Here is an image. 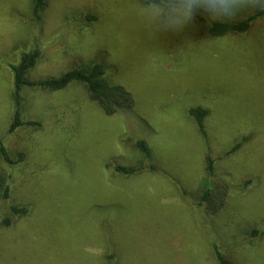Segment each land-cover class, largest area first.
Wrapping results in <instances>:
<instances>
[{"label": "rangeland", "instance_id": "rangeland-1", "mask_svg": "<svg viewBox=\"0 0 264 264\" xmlns=\"http://www.w3.org/2000/svg\"><path fill=\"white\" fill-rule=\"evenodd\" d=\"M46 2L41 22L32 0H0V137L12 155L25 154L15 165L0 156V264H219L215 244L233 264H264V18L218 37L199 13L179 31H157L139 14L141 0ZM36 48L30 78L98 61L136 107L106 115L80 83L25 87L23 119L41 126L8 133L11 64ZM194 106L209 110L206 137L188 113ZM139 138L158 170L118 173V164H149ZM208 151L230 182L211 218L195 208ZM12 205L30 212L16 217Z\"/></svg>", "mask_w": 264, "mask_h": 264}, {"label": "trees", "instance_id": "trees-1", "mask_svg": "<svg viewBox=\"0 0 264 264\" xmlns=\"http://www.w3.org/2000/svg\"><path fill=\"white\" fill-rule=\"evenodd\" d=\"M147 4L151 0H141ZM46 0H32V13L37 21L42 20V11L46 7ZM97 16L88 14L86 16L87 23L95 22ZM264 13L252 12L246 17L236 22H211L208 31L214 36H225L229 33L244 34L247 33L255 24L256 21L263 19ZM42 52L36 48L31 51L24 52L18 64H11V69L14 74V88L12 93L13 98V114L10 125L7 129L8 133H14L22 126H41L38 120H24L23 119V103L24 93L23 88L34 87L45 91H60L68 88L72 83H80L84 86L89 94V97L96 101L106 115H114L119 112H127L133 110L138 100L135 95L123 84L113 82L107 77V72L101 62H82L79 65H73L61 75L54 77H44L39 79H32L29 76L30 71L37 65ZM192 119L197 123L198 129L203 136H207L205 118L209 114V110L202 106H194L188 110ZM250 139L249 136H244L241 141L237 142L226 154L231 155L236 152L241 146ZM0 137V156L10 165L21 163L24 160L25 154L23 151L12 155ZM137 148L143 153L149 164L139 166H126L118 164L115 170L127 176L140 172L145 168L157 171L158 167L151 161L152 152L147 141L143 138L136 140ZM216 160L208 151L206 156V176L202 179L201 188L197 195V205L195 208L199 209L205 217L211 218L216 216L225 206L226 200L230 190V182L228 177H218L216 172ZM1 181H5L2 175ZM249 183V182H247ZM9 186H6L5 195H9ZM185 196L191 198V194L187 189L182 188ZM12 214L16 217L26 215L30 212V207L27 205H12ZM12 218L5 219L7 225L12 224ZM253 233L258 234V230ZM215 257L219 264H233L232 260L221 250V248L214 245Z\"/></svg>", "mask_w": 264, "mask_h": 264}, {"label": "clouds", "instance_id": "clouds-1", "mask_svg": "<svg viewBox=\"0 0 264 264\" xmlns=\"http://www.w3.org/2000/svg\"><path fill=\"white\" fill-rule=\"evenodd\" d=\"M249 12L264 13V0H151L139 9L157 31H179L197 14L212 22H236Z\"/></svg>", "mask_w": 264, "mask_h": 264}]
</instances>
